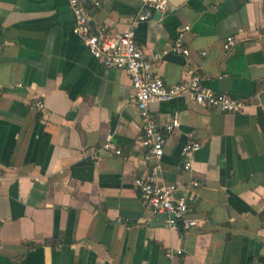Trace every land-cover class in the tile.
<instances>
[{
	"label": "crops",
	"instance_id": "0c3cea01",
	"mask_svg": "<svg viewBox=\"0 0 264 264\" xmlns=\"http://www.w3.org/2000/svg\"><path fill=\"white\" fill-rule=\"evenodd\" d=\"M170 1L164 19L135 24L137 42L161 51L190 25L191 55L169 54L155 72L173 84L193 69L246 102L240 113L188 96L150 104L161 124L181 121L162 176L202 182L192 203L202 222L172 228L142 203L135 180L150 167L131 77L105 68L73 32L69 0H0V264H264V0ZM149 2L88 7L94 27L119 34ZM189 131L202 147L186 171ZM109 136L122 154L102 148ZM175 248L183 253L170 257Z\"/></svg>",
	"mask_w": 264,
	"mask_h": 264
},
{
	"label": "built area",
	"instance_id": "2783aa9c",
	"mask_svg": "<svg viewBox=\"0 0 264 264\" xmlns=\"http://www.w3.org/2000/svg\"><path fill=\"white\" fill-rule=\"evenodd\" d=\"M89 0H69L74 16L73 32L87 45L90 53L101 62L105 68L124 69L132 80L135 98L143 120L142 144L146 147L144 160L149 164L146 176L138 177L135 186L144 206L155 212L168 214L170 227H183L188 230L198 226L202 221L193 216V201H196L197 190L202 185L198 179L187 182H168L163 176L162 159L168 136L181 126L179 118L161 124L150 112L152 102L170 101L176 97L188 96L200 105L218 109L223 112L240 113L246 108V102L226 93L216 92L204 85V75L193 69L187 70L184 78L173 84L167 83L155 72V65L169 54L190 56L191 50L185 43L184 34L191 26L183 27L172 44L157 52H146L137 42V22L158 18L164 19L166 14L176 7L170 0H150L138 12L131 27L119 34H111L106 25L93 26L92 14L88 7ZM98 7L101 0H93ZM234 36H228L224 47L230 50L235 44ZM18 86H24L18 83ZM32 106L44 113L51 114L42 98L36 97ZM202 147L194 131L187 133V142L181 150L182 167L186 171L193 169L195 153ZM107 151L122 154V150L113 147L111 136L102 145ZM97 155V154H95ZM98 157V156H96ZM183 253L180 248L168 250V255L174 257Z\"/></svg>",
	"mask_w": 264,
	"mask_h": 264
}]
</instances>
